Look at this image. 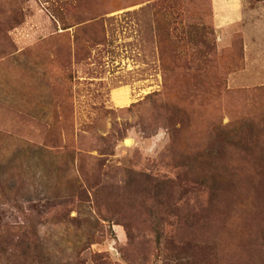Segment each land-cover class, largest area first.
Segmentation results:
<instances>
[{
    "label": "rangeland",
    "instance_id": "obj_1",
    "mask_svg": "<svg viewBox=\"0 0 264 264\" xmlns=\"http://www.w3.org/2000/svg\"><path fill=\"white\" fill-rule=\"evenodd\" d=\"M0 264H264V0H0Z\"/></svg>",
    "mask_w": 264,
    "mask_h": 264
},
{
    "label": "water",
    "instance_id": "obj_2",
    "mask_svg": "<svg viewBox=\"0 0 264 264\" xmlns=\"http://www.w3.org/2000/svg\"><path fill=\"white\" fill-rule=\"evenodd\" d=\"M128 141V140H127Z\"/></svg>",
    "mask_w": 264,
    "mask_h": 264
}]
</instances>
